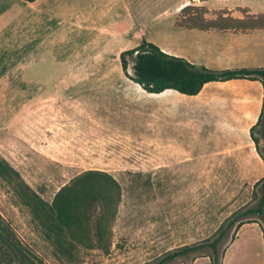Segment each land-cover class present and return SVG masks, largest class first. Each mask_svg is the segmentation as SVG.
<instances>
[{
    "label": "rangeland",
    "instance_id": "rangeland-1",
    "mask_svg": "<svg viewBox=\"0 0 264 264\" xmlns=\"http://www.w3.org/2000/svg\"><path fill=\"white\" fill-rule=\"evenodd\" d=\"M219 4L208 1L210 6ZM175 19L171 12L158 19L149 41L196 64L232 68L215 54L222 32L187 29L175 25ZM102 56L100 49L93 59L78 61L84 74L56 78L54 83L65 85L63 90L0 91V155L45 201L88 168L105 170L120 185L115 213H93L82 221L66 244L68 252L60 254L16 194L15 183L0 178V217L11 224L28 264H144L184 245L211 240L230 215L258 201L255 183L264 176V162L257 149H251L252 141L239 150L244 152L242 164L232 160L231 165H220L209 157L220 150L219 139H191L180 127L179 116L187 114L180 93L147 95L123 74L117 57ZM69 65L64 57L46 51L33 67L36 80H51ZM99 69L108 72L92 74ZM29 71L27 77L33 73ZM77 83L84 87H68ZM216 83L210 82L207 90L216 91ZM193 118L196 137L203 129L214 130L210 121L201 122L210 118L205 114ZM93 126L99 128L98 135L92 141L85 138L80 148L79 131L87 135ZM259 144L264 152L262 138ZM99 223L105 228L101 243L95 233ZM219 250L220 264H264L260 221L247 219L229 231ZM15 263L0 250V264ZM172 264L211 261L201 252L180 256Z\"/></svg>",
    "mask_w": 264,
    "mask_h": 264
},
{
    "label": "crops",
    "instance_id": "crops-1",
    "mask_svg": "<svg viewBox=\"0 0 264 264\" xmlns=\"http://www.w3.org/2000/svg\"><path fill=\"white\" fill-rule=\"evenodd\" d=\"M195 1L0 0V91L63 90L65 85L55 84L54 80L61 76L84 74L77 66L78 61L93 59L100 49L104 50L103 59H119L122 50L134 47L143 38L149 41L150 29L163 15L171 12L176 16L184 5L191 2L204 5L209 11L227 9L233 17L243 16L239 7H247L249 13L264 12V0L252 1L253 3L250 0H219L222 2L219 6L208 5L210 0ZM211 16L214 15L211 13ZM220 32L224 37L220 35L221 44L215 54L219 60L230 63L225 67L264 66V29L246 33ZM46 51L64 57L70 62L69 68L51 80H36L33 67ZM30 68L33 73H29L27 77ZM101 70L92 74L102 75L107 74L103 72H108ZM212 82H217L215 85L219 86L216 91L207 90L211 85L208 82L195 95H180L185 98L183 107L187 111V114L179 111L183 113L179 116L183 119L179 121L180 127L183 126L192 135L191 139H219L220 150L209 157L220 165H231L232 160L235 165L242 164L240 159L244 152L239 150L251 146L249 131L261 113L263 85L259 80L243 78ZM68 87L77 91L84 85L77 83ZM174 92L166 89L160 93L145 94L170 97ZM200 114L210 117L201 122L206 124L210 121L214 130L206 132L203 129L205 133L198 131L196 137L193 117ZM98 133L99 128L95 126L87 135L81 129L77 137L81 141L80 148L84 147L85 138L92 141L95 137L93 135L97 136ZM230 143L233 145L231 149L227 146ZM91 145L89 148L93 149V143ZM254 148L255 146L251 147ZM250 154L254 155L251 150ZM256 163H259V159H256ZM262 259L264 260V254Z\"/></svg>",
    "mask_w": 264,
    "mask_h": 264
},
{
    "label": "trees",
    "instance_id": "trees-1",
    "mask_svg": "<svg viewBox=\"0 0 264 264\" xmlns=\"http://www.w3.org/2000/svg\"><path fill=\"white\" fill-rule=\"evenodd\" d=\"M32 2L34 0H25ZM243 16L233 17L227 9L212 11L200 4L188 3L176 15L175 25L187 29L250 32L264 29V12L249 13L247 7H239ZM123 74L147 93H160L166 89L184 95L199 93L205 83L230 79L259 80L264 88V66L213 69L187 59L169 54L151 41L142 39L134 47L119 53ZM259 131V136L255 130ZM250 138L264 162V152L259 140L263 139L264 150V99L257 122L250 127ZM0 178L15 183L14 190L22 202L32 211L44 237L55 245L58 253L66 254L69 238L76 226L96 213H115L120 200V185L108 172L99 169L84 170L62 185L50 202L45 201L21 177L20 173L0 155ZM258 201L242 211L230 215L211 240L184 245L168 251L153 261L144 264H172L180 256L207 252L211 264H220L219 245L229 231L237 229L247 219L258 220L264 234V176L256 181ZM99 206H94L96 202ZM105 228L96 226L97 242L101 243ZM0 250L15 264H28L30 259L15 237L12 226L0 217Z\"/></svg>",
    "mask_w": 264,
    "mask_h": 264
}]
</instances>
